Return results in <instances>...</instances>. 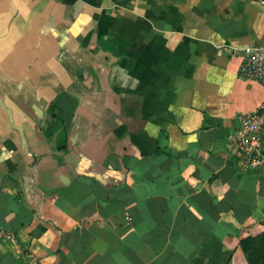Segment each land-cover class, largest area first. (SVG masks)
<instances>
[{"label": "crops", "instance_id": "1", "mask_svg": "<svg viewBox=\"0 0 264 264\" xmlns=\"http://www.w3.org/2000/svg\"><path fill=\"white\" fill-rule=\"evenodd\" d=\"M261 45L264 0H0V264H249Z\"/></svg>", "mask_w": 264, "mask_h": 264}, {"label": "built area", "instance_id": "2", "mask_svg": "<svg viewBox=\"0 0 264 264\" xmlns=\"http://www.w3.org/2000/svg\"><path fill=\"white\" fill-rule=\"evenodd\" d=\"M239 74L242 78L264 86V45L243 49ZM264 102L254 112L241 115L239 126L230 135L237 157V166L243 171L264 169ZM14 240L15 235L0 225V243Z\"/></svg>", "mask_w": 264, "mask_h": 264}, {"label": "trees", "instance_id": "3", "mask_svg": "<svg viewBox=\"0 0 264 264\" xmlns=\"http://www.w3.org/2000/svg\"><path fill=\"white\" fill-rule=\"evenodd\" d=\"M241 247L249 264H264V232L257 237L244 238Z\"/></svg>", "mask_w": 264, "mask_h": 264}]
</instances>
